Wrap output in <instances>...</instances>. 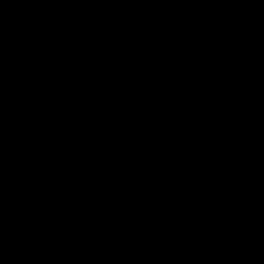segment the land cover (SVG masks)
<instances>
[{"label":"water","instance_id":"obj_1","mask_svg":"<svg viewBox=\"0 0 264 264\" xmlns=\"http://www.w3.org/2000/svg\"><path fill=\"white\" fill-rule=\"evenodd\" d=\"M0 264H264V0H0Z\"/></svg>","mask_w":264,"mask_h":264}]
</instances>
